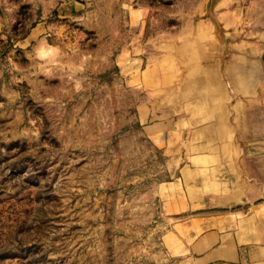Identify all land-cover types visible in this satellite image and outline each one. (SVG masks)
<instances>
[{
	"label": "rangeland",
	"instance_id": "374dc122",
	"mask_svg": "<svg viewBox=\"0 0 264 264\" xmlns=\"http://www.w3.org/2000/svg\"><path fill=\"white\" fill-rule=\"evenodd\" d=\"M211 5L0 0V264H187L178 120L264 54V0Z\"/></svg>",
	"mask_w": 264,
	"mask_h": 264
},
{
	"label": "crops",
	"instance_id": "0c3cea01",
	"mask_svg": "<svg viewBox=\"0 0 264 264\" xmlns=\"http://www.w3.org/2000/svg\"><path fill=\"white\" fill-rule=\"evenodd\" d=\"M247 65L231 80L197 69L195 102L177 123L187 264H264V54Z\"/></svg>",
	"mask_w": 264,
	"mask_h": 264
},
{
	"label": "water",
	"instance_id": "95a60500",
	"mask_svg": "<svg viewBox=\"0 0 264 264\" xmlns=\"http://www.w3.org/2000/svg\"><path fill=\"white\" fill-rule=\"evenodd\" d=\"M219 0H212V5H211V7H212V11H214L215 10V5H216V2H218ZM221 27V26H220ZM222 28V27H221Z\"/></svg>",
	"mask_w": 264,
	"mask_h": 264
}]
</instances>
